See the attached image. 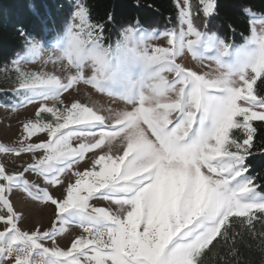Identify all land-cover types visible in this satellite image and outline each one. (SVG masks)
Listing matches in <instances>:
<instances>
[{
	"label": "snow or ice",
	"instance_id": "6c2138e0",
	"mask_svg": "<svg viewBox=\"0 0 264 264\" xmlns=\"http://www.w3.org/2000/svg\"><path fill=\"white\" fill-rule=\"evenodd\" d=\"M175 7L162 31L133 18L106 35L115 16L94 21L87 0L39 38L18 29L0 106L33 112L14 145L0 143L5 156L29 154L19 170L0 163V264H205L221 242L225 264H239L236 224L264 254V185L250 162L264 158L253 123L264 122V11L234 0L236 16L212 30L219 0ZM238 20L241 43L229 38ZM50 48L59 74L24 69ZM14 191L52 210L48 227L22 230Z\"/></svg>",
	"mask_w": 264,
	"mask_h": 264
},
{
	"label": "trees",
	"instance_id": "16d2710c",
	"mask_svg": "<svg viewBox=\"0 0 264 264\" xmlns=\"http://www.w3.org/2000/svg\"><path fill=\"white\" fill-rule=\"evenodd\" d=\"M219 2V16L210 23L212 30H218L222 21L231 20L236 16L231 7L234 0H219ZM87 3L91 8L94 21L105 22L109 13L115 16L117 23L109 26L106 35H112L114 30H118L119 22H126L133 18H140L146 27L151 25L161 31L176 26L177 9L174 0H87ZM192 3L195 8L197 0H192ZM249 3L255 11H264V0H249ZM71 4L72 0H0V74L5 73V68L9 66L8 61L20 51L22 41L18 29L39 38L45 22L49 29L64 23ZM196 22L204 23L202 15ZM235 27V37L229 38L241 43L240 33L243 27L239 20ZM54 35V31L50 32L49 38ZM112 38L115 39V36L113 35ZM8 99H10L8 96H0V103ZM253 123L257 127L255 143L259 147L264 144V122ZM250 162L254 167L252 174H259L257 182L264 185V158L257 155L256 159ZM255 230L257 233L264 231V224L256 222ZM233 231L242 234V239L237 240L239 264H264V254H261L259 250L260 239H254L239 224L234 226ZM213 243L215 244V241ZM226 257L227 249L221 242L206 255L205 264H225ZM228 264H236V260L228 259Z\"/></svg>",
	"mask_w": 264,
	"mask_h": 264
},
{
	"label": "rangeland",
	"instance_id": "374dc122",
	"mask_svg": "<svg viewBox=\"0 0 264 264\" xmlns=\"http://www.w3.org/2000/svg\"><path fill=\"white\" fill-rule=\"evenodd\" d=\"M175 2V0H174ZM156 43L164 46L166 42L161 39ZM55 53L51 48L44 54L43 59L39 62L28 64L24 66V69L27 71H37V72H55L57 74L60 73L61 65L53 64L49 57L55 59ZM185 64L192 63L190 57H186L183 61ZM11 87V84L6 82L5 73L0 74V90L8 89ZM82 89L81 94L86 91L85 86H80ZM94 99L100 101V103H105V99H102L99 94L94 96ZM2 104V103H0ZM33 112L32 106H28L26 109H20L17 112H13L8 108L0 106V143H5L8 145H14L20 134L22 132L21 122L26 118H29ZM29 154H23L21 158L16 159L15 157L5 156L0 154V163H6L9 171L19 170V166L25 160L28 159ZM30 180H34L36 182L42 183V181L37 180V178L33 176H28ZM10 200L12 201L14 208L22 212L25 219L21 223L22 230H31L34 225H38L42 228V230L49 226L51 212L50 208H45L40 206L34 202H31L24 193L20 191H14L10 195ZM98 206H106L105 202H98ZM4 225L0 223V230H3ZM74 231L78 234L80 232L79 229H74ZM49 246H51V242H48ZM58 246L62 248L70 247L69 239H58Z\"/></svg>",
	"mask_w": 264,
	"mask_h": 264
}]
</instances>
